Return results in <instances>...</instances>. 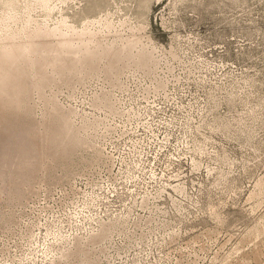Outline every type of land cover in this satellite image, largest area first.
<instances>
[{"label": "rangeland", "instance_id": "374dc122", "mask_svg": "<svg viewBox=\"0 0 264 264\" xmlns=\"http://www.w3.org/2000/svg\"><path fill=\"white\" fill-rule=\"evenodd\" d=\"M46 2L0 0V44L86 30L145 66L3 58L0 264H264V0Z\"/></svg>", "mask_w": 264, "mask_h": 264}, {"label": "bare ground", "instance_id": "6f19581e", "mask_svg": "<svg viewBox=\"0 0 264 264\" xmlns=\"http://www.w3.org/2000/svg\"><path fill=\"white\" fill-rule=\"evenodd\" d=\"M5 2V4L8 6L9 4V7H13L11 4H10V0H3ZM41 1V5L42 7H46L47 6V2L46 0H39ZM39 5V4H38ZM48 7V6H47ZM46 7V8H47ZM10 18L9 19H14L15 16H9ZM1 20V19H0ZM29 23V22H28ZM102 23V22H101ZM106 24V22H104ZM100 24V23H99ZM101 26V25H99ZM107 26V25H106ZM3 30H5V28L1 27ZM26 28V27H25ZM27 28H30V27H27ZM62 28V27H61ZM54 29V31H49V32H46V31H39V32H46V34H44V37L40 36L41 33H37V36L39 38H35L33 39L32 41H30L33 37L31 36L30 38H28L27 42H22L21 41V45H13L12 42H9V44H6V45H1L0 44V73L2 74L3 71L5 70V67L6 65L8 64L5 60H3V58H10V59H13L14 56H35L37 55V53H40L43 54V55H50V52H52L53 54H55V57L53 58L52 60V64H49L47 67H46V71L47 70H50V69H54L55 67L57 68L56 72H57V75L59 77H63L65 76L66 74H72L74 71L77 72L78 70L80 69H87L86 67L87 66H91V67H94L97 66L98 63H100L101 61H107V66H108V76L110 75H113L114 72H111V70L115 71L116 69V73L117 71L119 70V65H121V63L125 64V63H129V62H134L135 64H137L136 66H145V65H140V64H143V61H142V58L144 57H137V55H133L134 57H132V55H130L129 52L127 51H130V48L134 45V43L132 41H128L126 43V45L124 46H121L122 48L120 49H115L114 47L113 48H108L107 46L105 47H102V46H99V48L97 47V45L95 46H91L92 44V39L93 38V33H89L86 32V30H83V31H74V30H69L70 32L67 33V31H64V29ZM68 27H66L67 29ZM102 28V27H101ZM85 29V28H84ZM89 29V28H88ZM1 30V29H0ZM91 31V30H90ZM100 31V29H99ZM22 32V31H21ZM20 32V33H21ZM28 32L27 29H24L23 30V33L21 35V38H26L28 36ZM54 32H57L59 36L62 37V40L60 43V46H61V49L60 50H51L47 44H42L40 42H37L40 41V39H43L45 40L46 42H48L49 40H47V38H49V36H52V34ZM103 32V31H102ZM99 34V33H98ZM12 35H16V34H12ZM95 36V34H94ZM74 37H75V40H74ZM85 39H84V38ZM99 38V37H98ZM12 39H16V37H12ZM71 39V41L69 40ZM104 39V38H103ZM96 40V39H95ZM74 41H76L77 43L74 44ZM97 41V40H96ZM101 41V39H100ZM107 41V40H106ZM94 42V41H93ZM103 42V41H102ZM100 43V42H98ZM106 43V42H105ZM112 43V42H111ZM91 44V45H90ZM101 44V43H100ZM116 44V43H115ZM94 45V44H93ZM109 45V44H108ZM104 46V45H103ZM112 46V45H111ZM114 46V45H113ZM115 49V50H113ZM122 52H126L125 55H122L123 53ZM122 53V54H121ZM148 55V54H147ZM141 56V55H139ZM145 58V57H144ZM43 65H47V63H41L39 61H37V63H32L31 65V72H29L31 75H36L37 74V71L38 73H40V69ZM99 65V64H98ZM58 66H62V71L58 69ZM105 67V65H103ZM132 66V65H131ZM95 67V68H96ZM127 67V66H126ZM78 68V69H77ZM123 68V67H122ZM125 68V67H124ZM132 68V67H131ZM136 68V67H135ZM121 69V68H120ZM89 70V69H88ZM90 70H93L94 69H90ZM96 70V69H95ZM104 70V69H103ZM84 72V71H83ZM90 72V71H89ZM92 72V71H91ZM95 72V71H94ZM26 73V72H25ZM82 73V72H81ZM100 73V72H99ZM106 73V72H105ZM27 74V73H26ZM85 74V73H84ZM115 74V73H114ZM96 75V74H94ZM99 75V74H98ZM106 75V74H105ZM118 77V76H117ZM46 78L44 77H41L40 76V82H41V86L40 87H43L46 85L47 81H45ZM116 80V78H115ZM107 93V92H106ZM108 94V93H107ZM103 94H101L102 96ZM111 96V95H110ZM104 99V98H103ZM107 98H105L104 101H106ZM110 99V98H109ZM112 99V97H111ZM98 101V100H97ZM110 101V100H109ZM112 102V101H110ZM107 104V103H106ZM115 104V103H114ZM103 104L101 103V106ZM97 107V106H96ZM98 108V107H97ZM112 108V107H111ZM109 109V107H108ZM114 110V109H112ZM117 112V111H116ZM110 113V112H109ZM58 138V134L55 135V140ZM74 142V140H73ZM27 147V145L25 146V148ZM16 148L15 146L11 145V146H3L0 150V162H1V158L8 154L12 149ZM101 153V152H100ZM99 156V155H98ZM100 157V156H99ZM102 158V157H101ZM105 158V157H103ZM106 159V158H105ZM99 160V159H98ZM99 162V161H98ZM96 163V162H95ZM100 165V163H98ZM90 166V165H89ZM81 170V169H80ZM84 170V169H83ZM11 171H17L16 169L15 170H11ZM79 173V172H78ZM4 175H6V172L3 173L2 170H0V177L3 178V181H5L6 179L3 177ZM74 175V173H73ZM79 176V175H78ZM71 179V178H70ZM68 181V180H67ZM260 185V184H259ZM52 186V185H51ZM258 186V185H257ZM261 188V187H260ZM262 189V188H261ZM46 192V191H45ZM102 225V224H101ZM110 225V224H109ZM113 227V226H112ZM103 229V228H102ZM106 229H109V228H105ZM101 230V229H100ZM114 230V229H113ZM103 232V231H101ZM113 232V231H112ZM100 233V232H99ZM98 233V234H99ZM109 232H106V235L108 234ZM97 234V235H98ZM101 235V234H99ZM98 235V236H99ZM106 235H103L104 237ZM93 236V235H92ZM102 236V235H101ZM100 236V237H101ZM102 236V238H103ZM94 237V236H93ZM107 237V236H106ZM109 237V236H108ZM80 239V238H79ZM82 239V238H81ZM91 239V238H89ZM87 240V239H85ZM99 240V238H98ZM80 241V240H79ZM78 241V242H79ZM88 241V240H87ZM93 241V239H92ZM101 241V240H100ZM77 242V241H76ZM90 242V241H89ZM95 242V240H94ZM98 242V241H97ZM84 243V242H83ZM100 243V242H99ZM76 244V243H75ZM73 244V245H75ZM95 244V243H94ZM98 244V243H97ZM86 245V244H85ZM93 245V244H92ZM74 250V248H73ZM63 251V250H62ZM68 251V250H67ZM66 251V252H67ZM72 252V250H70ZM73 253V252H72ZM80 253V252H79ZM65 254V253H64ZM71 255V254H70ZM68 258V257H66ZM59 259V258H58ZM61 259V258H60ZM73 259V258H72ZM62 260V259H61ZM65 260V259H64ZM71 260V259H70ZM67 261V260H66ZM83 262V260H81ZM62 262V261H61ZM60 262V264H61ZM67 263V262H66ZM65 263V264H66ZM71 263V262H70ZM69 263V264H70ZM81 263V262H80ZM54 264V263H52ZM73 264V263H72ZM83 264V263H82ZM86 264H88L86 262ZM95 264V263H94Z\"/></svg>", "mask_w": 264, "mask_h": 264}]
</instances>
